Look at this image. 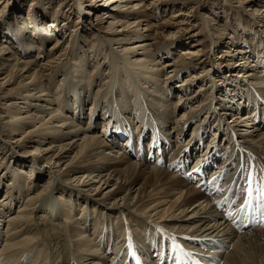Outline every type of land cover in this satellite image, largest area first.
I'll return each mask as SVG.
<instances>
[{"label":"bare ground","instance_id":"bare-ground-1","mask_svg":"<svg viewBox=\"0 0 264 264\" xmlns=\"http://www.w3.org/2000/svg\"><path fill=\"white\" fill-rule=\"evenodd\" d=\"M143 1L145 0H105L108 7L105 3L98 4L101 8H107L105 13L108 17L116 18L115 22L111 19L113 22L108 25L113 35L119 34L116 24L122 22V36H128L129 39L147 37L144 33L132 34L128 29L137 22L128 19L136 18L134 13L139 12L136 10L141 8L139 5L143 4ZM177 1L161 2L171 5ZM5 3V0H0V7ZM142 6L144 10L141 11L144 16H148L147 6ZM253 13L250 17L259 19L260 11L257 8ZM174 18L175 26L186 24L184 22L188 19L183 9L175 14ZM35 23L38 27L41 26L40 20L37 19ZM139 25L141 24L138 23L137 26ZM261 25L264 26V21ZM28 32L26 27H21L14 37L18 46L26 49L25 52H19V56L4 44L7 42L4 40H9V37L0 39V96L9 98L6 109L10 115L6 116L11 117L5 122H0V135L4 144L16 154H19V144L26 150V160L17 159L18 164L32 167L38 162L42 164L35 168L36 177L33 176L32 170L30 173L26 172L28 178L32 179L26 182L22 176H15L17 173L25 176L26 171L23 172L16 163L14 166L4 167L3 180L5 181V176L7 178L12 174V186L19 182L26 189L28 196L18 195L14 201L10 200L6 191L4 199H0V264H122L127 261L123 235L128 227L134 232L148 258L154 259L161 255L159 236L154 230L156 223L199 236H216L223 232L230 236L227 233L230 230L227 222L221 218L211 220V217H217L218 213L213 209V203L208 200L209 196H205L198 185L189 184L182 179L178 172L181 168L178 169L177 166L189 163L195 156L194 151L196 156L198 155L194 167H202L209 160L219 162L220 157V166L212 169V176L223 177L225 186L227 181L230 183L233 179L239 180L244 173L241 165L235 164L231 159V150L246 148L249 145L255 148L254 152L260 156V160H264V135L260 132L264 131V116L260 114L264 111V74H257L258 71L255 70L259 66L264 68V60L255 65V58L251 65V68H255L253 71L244 70L241 60L239 66L243 69L236 74L240 83L230 76L237 85H230L232 88L224 91L218 84L216 86L218 82L209 84L205 89L200 86L201 89L197 92L191 91L193 85L201 82L203 76L192 73L186 75L185 82L178 85L180 88L185 87L184 93L180 96L177 88L166 89L163 93V103L149 93L158 85L171 87L169 79L175 78L177 67H180L177 63L179 61L177 59L166 63L170 71L160 68V71H156L157 68L155 70L154 67L161 61L158 58L153 59L154 54L161 56L164 48L168 50L172 47L170 48L168 43L152 50L151 42L144 39L135 45L126 46L127 53H121L124 50L113 52L112 63L108 67L112 73L106 74L104 78L108 79L109 84L102 102H99L102 104V111L90 109L89 124L82 128L74 121V118L81 120L79 107L71 111L75 117H71L69 111L61 114L60 98L71 89L85 87L82 83L85 78L78 75L72 77V72H79L73 65L68 68L69 74L62 78L60 85L59 81L55 85L56 80L50 78L60 70L64 71L66 67L61 61L62 56L67 54L64 50L66 42L58 38L52 44L54 55L49 53L43 56L40 53L35 59H30L28 55L35 48L42 50L49 40L43 41V35H37V39L33 40L35 44L26 43L24 39ZM5 33L7 35L9 31ZM260 35L264 37L263 33ZM175 41L177 40L171 42L172 46ZM250 43L247 41L243 49H240V56L248 59L246 62L253 58L252 54L250 55L252 49L248 50ZM134 50L141 56L132 60ZM195 51L192 48L182 50L180 57L187 60L182 64L186 71L190 70L189 64L199 55L200 51L198 54ZM237 51L239 49L229 47L225 60L233 62ZM255 53L261 55L263 51L257 50ZM72 58H75V55ZM146 61L154 62L151 68ZM135 66L149 71L134 68ZM208 70H211V66ZM123 74L125 78H121ZM164 76L166 78H163ZM261 77L263 80L259 79ZM72 79H75L73 84ZM7 85L10 88H7ZM119 88L120 91L115 92ZM98 96L99 92L95 94V101ZM139 99L138 104L128 108V103L131 105L130 102ZM224 101H228L231 106L226 113L217 106L224 104ZM112 103L123 110L117 109ZM144 105L145 117L139 111ZM203 110H206L209 121L213 119L214 124L203 123L198 118L190 135L191 127L187 125L194 115H199ZM132 111L136 113V117ZM179 111L182 115L177 113ZM102 113V128L105 130L100 137L97 135L99 133H95V120ZM227 114H234V121H229L234 123L226 120ZM48 115L50 116L47 118ZM122 118L126 121L133 120L137 126H125ZM241 118L251 124L246 131H239V128L235 127L240 124ZM211 125L218 133H213ZM28 126L34 128L26 132ZM256 128L260 129L256 131ZM97 131H100L99 128ZM16 134L23 135L20 138L15 137L16 140L11 142V138ZM155 138L159 142L153 146ZM171 139L176 141L172 142ZM222 139L226 140L225 144L221 142ZM160 142L166 146L171 144V149H166L165 162L162 164L159 159L153 160L149 157L147 148L153 146L151 153H161ZM32 146L35 148L31 149ZM43 175L49 177L47 185L39 192H31L38 177ZM53 185L55 187H52ZM56 191L60 194L55 197ZM26 199V204L21 205ZM70 200H76L75 209L76 204L84 205L78 213L79 216L71 217V210L67 207ZM64 206V213L67 218L74 219L73 221H63V215L59 211ZM16 207H19V211H15ZM91 207L96 210L94 215L90 213ZM17 234L23 237L16 241L14 236ZM233 236L232 249L224 254L223 264H264V227Z\"/></svg>","mask_w":264,"mask_h":264},{"label":"rangeland","instance_id":"rangeland-1","mask_svg":"<svg viewBox=\"0 0 264 264\" xmlns=\"http://www.w3.org/2000/svg\"><path fill=\"white\" fill-rule=\"evenodd\" d=\"M5 1L6 3L0 7V39H5L6 37L4 36L9 37L10 38L9 40L7 39L4 40L7 41L4 44L8 45L9 48H11L12 52L14 51L15 53H17L16 55L19 56L20 54L19 52L26 51V49L18 46L19 45L18 41L14 38L16 37V34H18V31H20L21 27H26L27 31H29L28 35L24 39V41L26 40V43H34L33 40L37 39V35L39 36L43 35L44 37L43 41L49 40L48 42L45 43V46L43 47L42 50H37V48H35V50L28 55L30 59H35L41 54L43 56L49 53L50 54L52 53L51 55H54L52 44L58 38L61 40L63 39L66 42L64 46L66 48L64 50L67 51V54L64 51L65 55L62 56L61 59V61L63 62L62 64H64L66 67L63 69L64 71L60 70V72H58L56 75L54 74L55 76L50 78L56 80L55 85L58 83L57 81H59V85H60V81L62 80V78L66 77L69 74L68 68L71 65H73L75 69H79L78 73L72 72V77L78 75V77L80 78H85L82 81V83L86 85L85 87H77L76 89H71L68 93L63 94L60 98L61 114L63 113L65 114V112L69 111L71 117H73L74 115L71 113V111L79 107V117H81V120H77L76 118H74V121L76 124H80L82 128H85L89 124L90 121L89 115L91 114L90 109L102 111V104L100 103L102 102L104 92L106 91V88L108 86L107 84H109L108 79L104 80V78L106 77L105 76L106 74L112 73L111 70L108 69V67L111 66L114 55L113 52L115 50L119 52L124 50L121 53H127L126 51L128 50H125L126 46L135 45L136 43H139L144 39L149 40V43L151 42L150 47H152V50L160 48L163 45H167L168 43L170 45V48L172 47V49H168V50H166L167 48H164L163 49L164 52H162L161 56L160 54H156V53L154 54L153 59L158 58V60L161 61V63L156 64V67H154L155 70L157 68L156 71H158L159 68L160 70L163 69H165V71L168 70L166 65L168 61L177 60V59H178L177 61H179L177 63L180 67H177L178 72L175 73V78H173L175 80L173 81V79L171 78L169 79L171 80V87L167 85H163V86L158 85L152 88L151 92L149 93L150 96L160 99L162 100V102L164 99L163 93L166 91V89L170 90L171 88L173 89L177 88L176 91L177 93H179L180 96L182 95V93H184L185 87L182 86L180 88V86L178 85L185 82L186 75H190L192 73V75L197 74L198 76L202 75L204 77L203 78L201 76L202 77L201 82L195 83L191 91L197 92L201 89V87L205 89L207 88V86H209V84L211 83L215 84L216 82H218L216 83V86L219 85L221 87L220 89L224 91L227 88L230 89L231 87L230 85L235 86L237 85L236 82L240 83V81H237L239 78L236 77V74L242 71L243 69L242 67L239 66L241 60L243 61L244 70L247 71H253L255 69V68H251V65H253V61L255 58H256L254 62L255 65L257 63H261L262 60H264V42H263L264 37H261L260 35L261 33L264 34V26L261 25L262 22L264 21V0H178L175 4H171V5H167L166 3L161 2V1L164 2V0H145L142 2L143 4L139 5V7L141 8H138L136 10L139 12L134 13L136 18L128 19L129 21L131 20V22H136L137 20L136 23L132 24L133 26L132 25L130 26L131 28H128L130 29L131 33L132 32L144 33L145 35H147V37L138 38V39L136 37H134L135 39H129L128 36H122L123 30L121 31L122 26L120 25L122 22L116 24L117 31L118 32L120 31L119 34L113 35L112 31L108 28V25L111 24L113 21L115 22L116 18H114L115 19L114 20L108 17L107 13H105L106 12L105 10L107 8L105 7L101 8L102 6H98V4L101 3L104 4L105 0L103 1L5 0ZM142 5L147 6L148 16H144L142 12L144 10V7ZM105 6L108 7L107 2L105 3ZM253 8L254 9L257 8L260 11L259 19L250 17L252 14H254ZM182 9L187 13L188 19L184 22L186 24H183L182 26L181 25L175 26L174 16L175 14L179 13V11ZM204 18L206 22H204ZM37 19L40 20L41 23L40 27H38V25L35 23ZM138 23H140L141 25L137 26ZM248 26L250 27L248 28ZM6 31H9V34L7 33L6 35L5 33ZM174 40L177 41H175V43L172 46L171 42H174ZM116 41L119 43H123V45L117 43ZM247 41L251 42L250 43L251 47H249L248 50L252 49L250 55L252 54L251 57H253L248 62L245 61L248 60L247 58L240 56L242 54L240 52V49H243L242 47L245 45ZM231 46H233L235 50L239 49V51H237L238 53L235 56V60L233 62L230 61L228 62L227 60H225V55H227L226 50L229 49V47ZM187 48H192L196 50L197 52L196 51L195 52L197 54L198 51L201 52V53L199 52V55L197 56L196 60L193 61L191 64H189L190 70L188 71H186V69H184V66H182V64L185 61L187 62V60H182L183 57L182 56L180 57V55H182V50ZM257 50L263 51V53L261 55L255 53ZM130 51L131 50H129V52ZM134 51L135 54L132 55L134 57L132 60H135V58L141 56V54L138 53L137 50ZM73 55H75V58H72ZM230 57L233 58L234 56H230ZM222 59L224 60V62H221ZM156 62L157 61H155V63ZM148 63H149L148 65L149 68H151L154 62L148 61L147 64ZM210 66H211V70H208ZM134 68L140 69L141 66H135ZM256 68L257 69L255 70L258 71L257 74L262 72L264 74V68H260V66ZM145 69L146 68L143 69L141 68V70L143 71H149L148 69L146 70ZM170 70L171 69H169L168 71ZM233 71L234 73L231 74V72ZM124 74H126V72H124ZM124 74L121 78L123 77L125 78ZM230 76L236 78L235 83L233 82L234 79L231 78ZM163 78L166 77L164 76ZM263 78L261 77L259 79L263 80ZM241 79L244 80V77H242ZM71 83L72 84L75 83V79H72ZM255 84L260 89L259 85L256 82H254V85ZM57 87L59 86L57 85ZM7 88H10V86L7 85ZM262 89H264V87H262ZM118 91H120V88L115 90V92ZM234 91L238 92V90L235 89ZM97 92H99V96L96 98L95 101L94 100L95 94ZM177 93H175L176 97H177ZM3 97L4 95L0 96V118H1L0 122H5L11 118L10 116H6V114L10 115V112H8L6 109V105L7 102H9L8 100L9 98L7 97L3 98ZM215 97H216V92L214 94V98ZM108 100L107 102H110ZM228 101H224V104L217 105L218 108H222L223 112L225 113L228 112V109H230L231 107ZM139 102L140 99L134 102H130L132 106L130 104L129 106L128 105L127 106L128 108L133 107ZM111 105L117 106L115 103H112ZM145 107L146 105L139 108V111H141L143 115L145 113V109H146ZM117 109L123 110L119 106H117ZM131 113L133 114L134 117H136V113H134V111H132ZM177 113L179 115H182L181 111ZM232 115L227 114L226 120L228 122L231 120L234 121ZM49 116L50 115H48L47 118ZM102 117H103V113L95 120L96 121L95 133L96 132L99 133L96 134L100 135V137L103 131L102 126H104V120L102 119ZM198 118H200L199 121H202L203 123L213 122V119L209 121V116L206 114V110H203L199 113V115H194L191 118V122L187 125V127H191L189 134H192L194 123L198 121V120L196 121V119ZM242 119L244 118H241L240 124L235 127L239 128V131H246L251 124L243 121ZM124 120L126 123L129 122L130 124L137 125L135 122H133V120L126 121L125 118ZM233 121L229 123H234ZM29 126L27 127L26 132L31 130V128H34ZM210 127L213 128V133H218V130H216L214 126L211 125ZM97 128H99L100 130L99 132L97 131ZM259 129L256 128V131H258ZM260 132L262 135H264V131H260ZM23 134L14 135L13 138H11V142L16 140L15 137L20 138ZM225 141L226 140L224 139L221 140L223 144H225ZM34 148L35 146H32L31 149ZM17 149L19 154H16L13 150H10L9 147L4 144L2 137L0 135V172H1L0 199L6 194V191H8L6 195L9 196L10 200H14V201L16 200V197L18 195L23 196L24 194H26V196H28L26 189L23 188L19 182H17L18 184L12 186L10 182H14V181H11L12 180L11 173L9 177L6 178L5 176V181L3 180L2 176L4 175V170H5L4 167H6V165L14 166V163H16L17 167L22 169L23 172L26 170L25 176L18 173L15 174V176L17 177L22 176L23 180L26 182V181H32V179L28 178V174H26V172L30 173V170H32L33 176L35 175L37 176V171L35 168L40 167V165L42 164L41 162H38L34 167L30 165L24 166L18 164L17 159H22L23 161L26 160L25 158L27 157L24 155V153H26L25 152L26 150L23 149L20 146V144L17 145ZM194 153H195L194 155L196 156V151H194ZM196 158L198 160V155L196 156ZM48 181H49V177L47 175L38 177V179L36 180V184L34 185V188L31 192H39L43 186L47 185ZM52 187L55 186L53 185ZM58 194L60 193L56 191L55 197ZM26 201L27 199L21 205L24 206L26 204ZM75 203L76 200H70L67 204L68 209L71 210L72 213L71 217L78 215V213L81 212V210L84 208V205L81 203V204H76L77 208L75 209L74 208ZM65 206L61 208L59 212L63 215V221L66 220V222H71L74 219L67 218L66 214L64 213ZM190 206H194V204H190ZM15 211H19V207L18 208L16 207ZM95 211L96 210L94 209V207H91L90 213L94 215ZM18 214L19 213L17 212L16 215ZM2 218H4V216ZM14 237L16 238L17 241L23 236L17 234ZM8 242L10 241L8 240Z\"/></svg>","mask_w":264,"mask_h":264},{"label":"snow or ice","instance_id":"snow-or-ice-1","mask_svg":"<svg viewBox=\"0 0 264 264\" xmlns=\"http://www.w3.org/2000/svg\"><path fill=\"white\" fill-rule=\"evenodd\" d=\"M241 168L247 172V176L245 177L246 183L249 185L248 189V200L246 202V206L252 203L253 197L260 203L258 207L264 208V172H260L255 180L248 179L251 176L250 166H246L245 164H241ZM253 183H255V188L252 187ZM230 216V214H229ZM172 239L171 237L169 238ZM163 243V241H161ZM168 251L171 253L173 251L171 247V243L168 244ZM175 264H182V261L178 257H173Z\"/></svg>","mask_w":264,"mask_h":264}]
</instances>
